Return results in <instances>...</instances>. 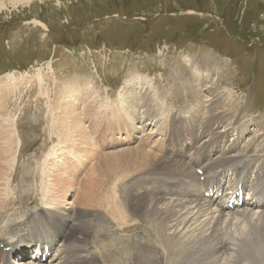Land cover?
<instances>
[{
  "label": "rangeland",
  "instance_id": "rangeland-1",
  "mask_svg": "<svg viewBox=\"0 0 264 264\" xmlns=\"http://www.w3.org/2000/svg\"><path fill=\"white\" fill-rule=\"evenodd\" d=\"M201 55L213 59L217 69L200 93L208 99L230 91L236 109L231 118L244 121L238 145L253 135L264 140V0H0V149L12 159L2 178V194L9 191L13 197L7 214L22 206L36 211L50 207V179L60 194L75 190L107 154L122 158L116 162L123 167L115 174L93 176L94 183L113 189L125 183L135 173L124 162L139 143L132 128L143 120L141 106L150 109L162 129L172 125L171 137L185 140L183 126L194 114L197 92L185 93L183 79L174 78L169 69L177 65L180 74H192L189 60ZM131 76L152 79L154 85L133 100V93L144 88L128 85ZM77 77L84 82L73 83ZM202 122L199 115L192 137L199 134ZM236 134L229 129L226 142ZM162 143L158 138L153 142L151 152L158 158ZM146 170L144 166L140 173ZM160 175L151 189L171 190ZM150 183L138 189L148 190ZM21 194L23 201L15 197ZM103 224L107 228L82 229L100 242L110 241L94 246L88 238L95 252L109 248L116 235L128 238L130 232H114L112 222L100 221Z\"/></svg>",
  "mask_w": 264,
  "mask_h": 264
},
{
  "label": "bare ground",
  "instance_id": "bare-ground-1",
  "mask_svg": "<svg viewBox=\"0 0 264 264\" xmlns=\"http://www.w3.org/2000/svg\"><path fill=\"white\" fill-rule=\"evenodd\" d=\"M212 60L203 56L199 60H189L192 74H180L177 65L169 69L174 78L181 76L185 93L190 89L197 92V106L192 109L194 114L183 126L185 140L171 137L169 128L172 125L162 129L150 109L140 105L145 117L132 128L139 143L132 146L133 150L128 152L130 156L126 161L124 159L125 168L133 167L135 173L118 188L99 187L92 179L93 176L103 177L106 172L114 171L115 174V169L118 171L123 167L116 162L122 158L114 153L107 154L98 161V168H91L85 183L75 190H63L60 194L59 187L54 189V182L50 179L46 195V205L50 207L36 211L22 206L7 214L13 197L6 190L2 194V178L12 159L2 147L0 264H264V140H257L253 135L239 146L237 140L243 134L244 121L240 116L234 120L231 118L230 114L236 109L230 91L226 94L219 92L208 99L200 93L211 71L217 69ZM199 69L205 72L200 73ZM83 80L77 77L73 83ZM152 81L131 76L128 85L139 83L140 88H144L133 93L132 99L151 87ZM178 85L181 86V82ZM161 94L165 100V94ZM199 115L203 122L198 125L199 134L196 131L198 135L192 137V127ZM132 117L136 119L134 114ZM229 129L237 133L232 142L225 140ZM203 136L206 139L200 142ZM121 138L131 142L128 135ZM154 138L163 141L160 155L177 158L167 160L159 155V159L156 151L151 152ZM159 163L164 166L156 165ZM101 165L105 166L101 168ZM144 166L147 170L140 173ZM156 173L164 176L162 182L169 183L171 190L151 189L154 183L161 181V175ZM49 177L52 178V174ZM149 183L151 190L138 189ZM58 194L62 198L56 199ZM127 194L125 203L123 199ZM15 197L22 201L24 198L22 194ZM27 199L28 195L24 200ZM95 221L97 226L93 223ZM100 221L112 222L116 227L114 232L119 229L127 231V228L130 231L128 238L118 234L109 248L95 252L88 245V238L94 246L110 241L100 242L97 235L83 230L107 228V224L99 225ZM28 251L31 253L26 258ZM48 254V261L43 262L42 256Z\"/></svg>",
  "mask_w": 264,
  "mask_h": 264
}]
</instances>
